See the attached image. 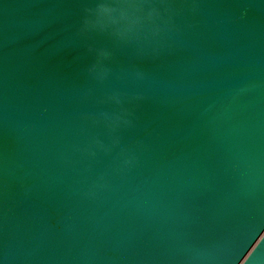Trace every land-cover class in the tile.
<instances>
[{"label":"water","instance_id":"water-1","mask_svg":"<svg viewBox=\"0 0 264 264\" xmlns=\"http://www.w3.org/2000/svg\"><path fill=\"white\" fill-rule=\"evenodd\" d=\"M0 264H264V0H0Z\"/></svg>","mask_w":264,"mask_h":264}]
</instances>
